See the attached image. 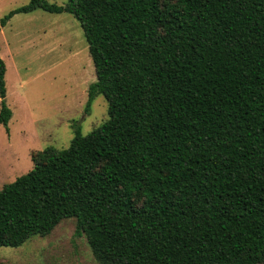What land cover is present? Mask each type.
<instances>
[{
  "label": "trees",
  "instance_id": "obj_1",
  "mask_svg": "<svg viewBox=\"0 0 264 264\" xmlns=\"http://www.w3.org/2000/svg\"><path fill=\"white\" fill-rule=\"evenodd\" d=\"M36 10L79 21L109 119L0 190V249L75 218L99 264H264V0H31L0 32Z\"/></svg>",
  "mask_w": 264,
  "mask_h": 264
},
{
  "label": "rangeland",
  "instance_id": "obj_2",
  "mask_svg": "<svg viewBox=\"0 0 264 264\" xmlns=\"http://www.w3.org/2000/svg\"><path fill=\"white\" fill-rule=\"evenodd\" d=\"M31 0H0L1 21ZM64 6L68 0H47ZM0 58L7 67V106L12 119L0 124V190L34 167L32 155L48 147L67 149L79 131L86 136L108 119L98 95L89 110V88L97 81L83 28L72 15L36 10L15 15L0 32ZM1 110V102H0ZM75 218L48 237L19 248L0 249V264H99Z\"/></svg>",
  "mask_w": 264,
  "mask_h": 264
}]
</instances>
